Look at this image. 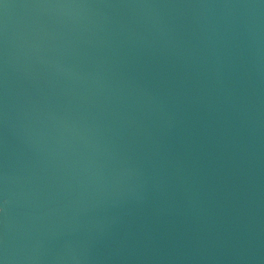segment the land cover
<instances>
[{"label":"water","instance_id":"obj_1","mask_svg":"<svg viewBox=\"0 0 264 264\" xmlns=\"http://www.w3.org/2000/svg\"><path fill=\"white\" fill-rule=\"evenodd\" d=\"M4 3L13 264H264V3Z\"/></svg>","mask_w":264,"mask_h":264},{"label":"clouds","instance_id":"obj_2","mask_svg":"<svg viewBox=\"0 0 264 264\" xmlns=\"http://www.w3.org/2000/svg\"><path fill=\"white\" fill-rule=\"evenodd\" d=\"M264 3V0H261ZM9 5L5 6L7 9ZM36 47L39 49L40 45L37 43ZM7 88H8V68L7 59L5 52V60L3 66V91H4V126H5V147H4V166L3 170L0 171V183H2V212H0V264H13L16 259L10 252V242H9V211L13 203L12 197L8 189V166H7ZM73 259H78V257H73Z\"/></svg>","mask_w":264,"mask_h":264},{"label":"snow or ice","instance_id":"obj_3","mask_svg":"<svg viewBox=\"0 0 264 264\" xmlns=\"http://www.w3.org/2000/svg\"><path fill=\"white\" fill-rule=\"evenodd\" d=\"M0 5H2L5 8L7 4L4 3V0H0ZM2 201H3L2 192H0V212H2Z\"/></svg>","mask_w":264,"mask_h":264}]
</instances>
